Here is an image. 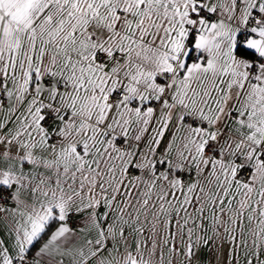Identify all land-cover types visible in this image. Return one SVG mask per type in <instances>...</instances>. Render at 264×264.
Returning a JSON list of instances; mask_svg holds the SVG:
<instances>
[{
	"label": "snow or ice",
	"instance_id": "1",
	"mask_svg": "<svg viewBox=\"0 0 264 264\" xmlns=\"http://www.w3.org/2000/svg\"><path fill=\"white\" fill-rule=\"evenodd\" d=\"M0 264H264V0H0Z\"/></svg>",
	"mask_w": 264,
	"mask_h": 264
}]
</instances>
